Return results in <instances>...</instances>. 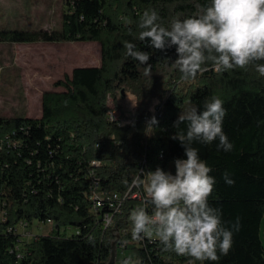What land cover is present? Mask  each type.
<instances>
[{
	"label": "trees",
	"instance_id": "trees-1",
	"mask_svg": "<svg viewBox=\"0 0 264 264\" xmlns=\"http://www.w3.org/2000/svg\"><path fill=\"white\" fill-rule=\"evenodd\" d=\"M208 2L73 0L60 28L0 30V42L98 41L102 53L100 66L76 67L58 80L55 85L63 91L44 92L41 117L0 118V141L11 144L0 152V213L6 215L0 220V264H108L114 232L95 213L94 179L100 178L105 190L123 192L138 174L140 160H146V171H169L175 159L186 158L180 142L170 138L177 131L174 121L189 107L203 110L212 97L224 102L223 131L233 149L218 150V140L193 147L216 179L210 205L222 209L226 224L239 217L241 226L229 253L203 264H264V77L254 66L220 74L207 65L195 79L183 80L166 60L176 59L175 48L160 52L139 40L137 24L144 10L155 9L169 27L173 17L192 16L197 3ZM125 41L152 53L151 78L143 75V65L125 56ZM126 92L137 98L140 111L135 121L122 124L111 120L108 102L112 98L120 109ZM155 101L160 105L156 113ZM153 116L163 124L152 133L147 119ZM180 129L186 131V125ZM225 172L233 185L225 183ZM49 219L53 231L33 234L34 223L42 228ZM63 227L79 233L68 236ZM162 248L159 240L148 242L138 252L140 264H188L190 258Z\"/></svg>",
	"mask_w": 264,
	"mask_h": 264
},
{
	"label": "clouds",
	"instance_id": "clouds-1",
	"mask_svg": "<svg viewBox=\"0 0 264 264\" xmlns=\"http://www.w3.org/2000/svg\"><path fill=\"white\" fill-rule=\"evenodd\" d=\"M196 12L181 19L173 17L165 27L155 9H146L139 17V40L160 52L175 48L176 59L171 67L178 69L181 79H195L210 65L222 74L234 69L247 70L254 66L264 77V0H209L195 5ZM125 56L144 66L143 75L151 78L152 53L142 51L131 42H124ZM219 97L206 100L203 110L195 106L180 112L174 121L177 129L170 138L180 142L186 158L174 160V173L157 167L155 171L133 178L130 187L143 188L141 206L132 210V239L155 237L163 245L162 251L188 257V264L196 261H218L232 248L234 232L240 229V218L234 223L222 220V209L213 207L209 197L215 190L212 169L202 160L193 143L210 145L218 140L217 149L230 152L233 144L223 131L226 109ZM114 119V117H113ZM149 128L158 123L155 116L147 121ZM186 125V131L180 125ZM226 184L234 180L225 172ZM127 184V181H125ZM151 208V214L148 208ZM88 242L94 244L92 237ZM123 264H133L131 259Z\"/></svg>",
	"mask_w": 264,
	"mask_h": 264
},
{
	"label": "rangeland",
	"instance_id": "rangeland-1",
	"mask_svg": "<svg viewBox=\"0 0 264 264\" xmlns=\"http://www.w3.org/2000/svg\"><path fill=\"white\" fill-rule=\"evenodd\" d=\"M73 0H0V30L57 29L62 17L69 11ZM91 44L98 47H91ZM100 42H0V118H39L42 115V97L46 91H63L55 83L76 67H93L101 63ZM181 87L187 88L182 83ZM122 107L117 109L112 98L109 106L122 122H133L139 116L137 98L126 92L121 98ZM159 103L153 102L156 111ZM152 125V133L161 128L163 120ZM174 169V165H170ZM33 234H47L54 230L53 223H37L32 226ZM74 227L62 228L71 236ZM264 241V224L262 226ZM138 251L130 248L118 251L115 264H123L130 258L138 264Z\"/></svg>",
	"mask_w": 264,
	"mask_h": 264
},
{
	"label": "built area",
	"instance_id": "built-area-1",
	"mask_svg": "<svg viewBox=\"0 0 264 264\" xmlns=\"http://www.w3.org/2000/svg\"><path fill=\"white\" fill-rule=\"evenodd\" d=\"M160 107L158 104L156 107V111ZM111 110L109 112L111 120H120V122L123 124L121 119L116 117L114 114L112 107H110ZM114 117V119H113ZM148 121L150 118L147 119ZM10 147L11 144L9 141L7 142H1L0 141V152L4 151L7 149V146ZM17 145V142L14 141V146ZM161 157H164V151L161 152L160 154ZM174 165V163H171ZM170 164V165H171ZM93 166H99L100 162L99 161H93L92 162ZM140 170H142L144 173H146V164H141V160L139 162V169H138V174L140 175L141 179H145V175L141 174ZM169 171L173 172L175 171L174 169H171L169 166ZM136 175V176H137ZM135 176V177H136ZM132 183V182H131ZM131 185V184H130ZM129 187L123 191V192H111L108 190H105L101 183L100 178H95L94 179V192L91 193L92 198H95V213L100 216L102 224L104 225L105 229H111L112 231L114 230V233H119V238L117 240V257L116 261L118 260V251L121 250L122 253L130 248H133L139 252L141 249H145L147 247L148 242H155L158 241L157 238L154 236L149 238L145 237L143 240L140 241H134L132 239V222L130 221L129 217L135 208L141 206L142 202L144 201L145 193L143 191V188H136V187ZM135 194H142V201H135ZM130 206L129 210V215L127 217H124V213L128 207ZM151 208H148L149 214H151ZM5 213L1 212L0 213V220H4ZM123 222H126V226L123 227V229L117 228L119 224H122ZM47 223H53L51 219L48 220ZM22 226L26 227V223H21ZM76 233H79V230L75 231ZM25 235L31 236L32 232L25 231ZM116 239V234H114V240ZM130 258H126L125 260H128ZM123 260V261H125ZM138 264H140V259L138 256Z\"/></svg>",
	"mask_w": 264,
	"mask_h": 264
},
{
	"label": "water",
	"instance_id": "water-1",
	"mask_svg": "<svg viewBox=\"0 0 264 264\" xmlns=\"http://www.w3.org/2000/svg\"><path fill=\"white\" fill-rule=\"evenodd\" d=\"M113 232H114V230H113ZM114 234H116V239L113 241L111 257H110V261H109L108 264H115L116 263V257H117V240H118V238H119L120 235H119V233H114Z\"/></svg>",
	"mask_w": 264,
	"mask_h": 264
},
{
	"label": "bare ground",
	"instance_id": "bare-ground-1",
	"mask_svg": "<svg viewBox=\"0 0 264 264\" xmlns=\"http://www.w3.org/2000/svg\"><path fill=\"white\" fill-rule=\"evenodd\" d=\"M162 108V107H161ZM160 109V108H159ZM146 160H143L141 164H145ZM149 172V171H147ZM135 200L142 201V194H135ZM94 209H95V203H94Z\"/></svg>",
	"mask_w": 264,
	"mask_h": 264
},
{
	"label": "crops",
	"instance_id": "crops-1",
	"mask_svg": "<svg viewBox=\"0 0 264 264\" xmlns=\"http://www.w3.org/2000/svg\"><path fill=\"white\" fill-rule=\"evenodd\" d=\"M91 42H97V41H91ZM36 43H38V42H36ZM101 46V45H100ZM91 47L92 48H94V47H98V46H95V45H93V44H91ZM93 66H100L101 65V63H95V64H92ZM41 116V115H40Z\"/></svg>",
	"mask_w": 264,
	"mask_h": 264
}]
</instances>
